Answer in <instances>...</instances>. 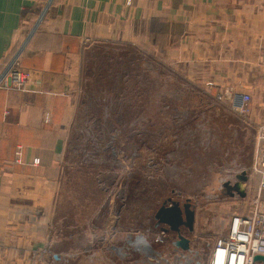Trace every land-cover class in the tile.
I'll list each match as a JSON object with an SVG mask.
<instances>
[{
  "label": "crops",
  "instance_id": "crops-1",
  "mask_svg": "<svg viewBox=\"0 0 264 264\" xmlns=\"http://www.w3.org/2000/svg\"><path fill=\"white\" fill-rule=\"evenodd\" d=\"M108 43L153 49L211 94L249 95L231 125L259 139L264 0H0V74L20 49L29 74L22 89H0V264L147 263L108 244L109 227L96 217L82 246L59 212L83 61Z\"/></svg>",
  "mask_w": 264,
  "mask_h": 264
},
{
  "label": "rangeland",
  "instance_id": "rangeland-1",
  "mask_svg": "<svg viewBox=\"0 0 264 264\" xmlns=\"http://www.w3.org/2000/svg\"><path fill=\"white\" fill-rule=\"evenodd\" d=\"M155 53L118 43L89 48L59 212L82 246L96 217L93 224L109 227L108 244L142 253L146 264H209L231 218L251 208L260 175L250 150L264 155V129L255 144L239 135L231 124L248 111L249 102L246 111L234 107L242 95L211 94ZM174 204L185 250L156 219Z\"/></svg>",
  "mask_w": 264,
  "mask_h": 264
},
{
  "label": "built area",
  "instance_id": "built-area-1",
  "mask_svg": "<svg viewBox=\"0 0 264 264\" xmlns=\"http://www.w3.org/2000/svg\"><path fill=\"white\" fill-rule=\"evenodd\" d=\"M129 5V1L126 3ZM21 49L11 58L0 74V89H22L29 74L19 67ZM250 101L248 95L234 103L235 109L246 111ZM50 121L47 113L45 122ZM264 129V126L260 130ZM261 139V137H260ZM264 152V151H261ZM37 159L34 160V164ZM253 171L260 175L255 196L248 214H238L231 218L227 236L216 241L209 264H264L254 260L256 256L264 257V155H257L253 162Z\"/></svg>",
  "mask_w": 264,
  "mask_h": 264
},
{
  "label": "water",
  "instance_id": "water-1",
  "mask_svg": "<svg viewBox=\"0 0 264 264\" xmlns=\"http://www.w3.org/2000/svg\"><path fill=\"white\" fill-rule=\"evenodd\" d=\"M186 220L189 218V211L186 210L185 213ZM156 219L158 222L166 224L169 226V230L171 232H175L178 234L179 245L182 249H187L188 240H186L180 234V227L184 224L182 211L177 204H174L171 207L161 208L158 210ZM254 260H262L264 261V257L256 256Z\"/></svg>",
  "mask_w": 264,
  "mask_h": 264
}]
</instances>
